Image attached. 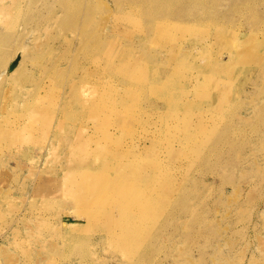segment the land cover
Listing matches in <instances>:
<instances>
[{
    "label": "rangeland",
    "instance_id": "obj_1",
    "mask_svg": "<svg viewBox=\"0 0 264 264\" xmlns=\"http://www.w3.org/2000/svg\"><path fill=\"white\" fill-rule=\"evenodd\" d=\"M180 1L0 0V264H264V0Z\"/></svg>",
    "mask_w": 264,
    "mask_h": 264
},
{
    "label": "bare ground",
    "instance_id": "obj_2",
    "mask_svg": "<svg viewBox=\"0 0 264 264\" xmlns=\"http://www.w3.org/2000/svg\"><path fill=\"white\" fill-rule=\"evenodd\" d=\"M117 1H119V0H117ZM131 1H132V0H131ZM147 1H148V0H147ZM151 1H152V0H151ZM160 1H161V0H160ZM181 1H182V0H181ZM181 1H180V2H181ZM187 1H188V0H186V3H187ZM249 1H250V0H249ZM128 2H129V1H128ZM128 2H127V3H128ZM169 2H170V1H169ZM176 2H177V1H176ZM180 2H179V3H180ZM184 2H185V1H184ZM255 2H257V1H255ZM255 2H254V3H255ZM259 2H260V1H259ZM259 2H258V3H259ZM154 3H155V2H154ZM158 3H159V2H158ZM158 3H156V4H158ZM123 4H124V3H123ZM189 4H190V2H189ZM211 4H212V3H211ZM159 5H161V4H158L157 6H159ZM183 5H186V4H183ZM183 5H182V6H183ZM201 5H202V4H201ZM176 6H178V5H176ZM190 6H191V4H190ZM198 6H199V5H198ZM208 6H209V4H208ZM0 7L2 8V6H0ZM4 7H5V6H4ZM161 7H163V6H161ZM169 7H172V6H169ZM174 7H175V6H174ZM203 7H204V6H203ZM209 7H210V6H209ZM7 8H9V7L7 6ZM65 8H66L67 10H69V7H68V6H66ZM184 8H185V7H184ZM231 8H232V7H231ZM174 9H175V8H174ZM156 10H157V9H156ZM204 10H205V9H204ZM148 11H149V10H148ZM167 11H168V9H167ZM202 11H203V10H202ZM233 11H234V10H233ZM119 12H120V11H119ZM145 12H146V11H145ZM154 12H155V10H154ZM181 12H182V11H181ZM167 13H168V12H167ZM182 13H183V12H182ZM120 14H121V12H120ZM203 14H204V13H203ZM254 14H255V13H254ZM169 15H170V14H169ZM222 15H223V14H222ZM255 15H257V14H255ZM149 16H150V15H149ZM171 16H172V15H171ZM178 16H179V15H178ZM178 16H176V18H177ZM207 16H208V15H207ZM226 16H227V15H226ZM229 16H230V15H229ZM258 16H259V15H258ZM204 17H205V16H204ZM213 17H214V15H213ZM219 17H220V16H219ZM141 18H142V17H141ZM176 18H175V19H176ZM222 18H223V17H222ZM227 18H228V17H227ZM256 18H257V17L255 16V19H256ZM77 19H79V18H77ZM260 19H261V18H260ZM260 19H259V20H260ZM182 20H183V19H182ZM209 20H210V19H209ZM214 20H215V19H214ZM43 21H44V20H43ZM177 21H178V20H177ZM251 22H252V21H251ZM260 22H261V21H260ZM260 22H259V23H260ZM152 25H153V24H152ZM154 25H155V24H154ZM154 25H153V26H154ZM227 25H228V24H227ZM192 26H193V25H192ZM164 27H165V26H164ZM149 28H150V27H149ZM151 28H152V27H151ZM151 28H150V29H151ZM153 28H154V27H153ZM155 28H156V27H155ZM156 29H157V28H156ZM158 29H159V28H158ZM256 30H258V29H256ZM148 32H149V31H148ZM150 32H151V31H150ZM104 42H105V41H104ZM103 44H104V43H103ZM89 47H90V44H89ZM120 55H121V54H120ZM115 58H116V57H115ZM117 59H120V57L117 58ZM117 59H116V60H117ZM259 64H260V63H259ZM140 67H141V66H140ZM141 71H142V70H141ZM140 75H141V74H140ZM147 81H148V80H146L145 82H147ZM129 83H130V82H129ZM150 83H151V81H150ZM140 84H141V83H140ZM135 85H136V83H135ZM141 85H142V84H141ZM151 85H152V83H151ZM149 90H150V88H149ZM152 90H153V89H152ZM172 100H173V99H172ZM36 103H37V102H36ZM150 103H151V102H150ZM168 104H170V103H168ZM151 105H152V104H151ZM165 105H166V104H165ZM169 106H170V105H169ZM124 113H125V112H124ZM115 115H116V113H115ZM123 125H124V124H123ZM74 135H75V134H74ZM179 190H180V189H179ZM175 196H176V195H175ZM178 201H179V200H178ZM176 202H177V201H176ZM176 202H175V203H176ZM173 207H174V206H173ZM173 207H172V208H173ZM172 208H171V209H172ZM172 210H173V209H172ZM176 210H178V209H176ZM170 211H171V210H170ZM146 212H148V211H146ZM139 213H140V212H139ZM171 214H172V212H171ZM173 215H175V213H174ZM142 216H143V215H142ZM155 218H156V217H155ZM169 218H170V217H169ZM176 218H177V217H176ZM172 221H175V220H172ZM137 222H138V223L135 222V226H137V227H138L139 225H141L142 223H143V225H144V224L146 225V221L144 220V218H143L142 222H141V220H139V221L137 220ZM175 223H176V222H175ZM152 224H155V223H152ZM167 224H170V223L168 222ZM170 225H171V224H170ZM170 225H169V226H170ZM173 225H175V224H173ZM172 227H173V226H172ZM163 228H164V227H163ZM163 228H162V229H163ZM170 228H171V227H170ZM176 229H177V227H176ZM139 230H141V229H139ZM146 231H147V230H146ZM159 232H160V231H159ZM164 232H165V231H164ZM164 232H163V233H164ZM157 233H158V231H157ZM142 235H143V234H142ZM147 235H148V232H147ZM147 235H146V236H147ZM148 237H149V236H148ZM152 238H153V237H152ZM126 249H127V248H126ZM123 250L125 251V249H123Z\"/></svg>",
    "mask_w": 264,
    "mask_h": 264
}]
</instances>
